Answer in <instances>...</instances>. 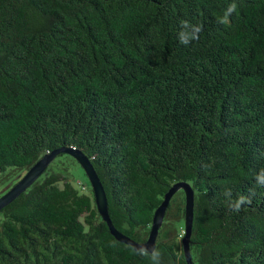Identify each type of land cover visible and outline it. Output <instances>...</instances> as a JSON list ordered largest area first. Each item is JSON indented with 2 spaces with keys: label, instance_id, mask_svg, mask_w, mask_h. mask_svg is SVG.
<instances>
[{
  "label": "trees",
  "instance_id": "obj_1",
  "mask_svg": "<svg viewBox=\"0 0 264 264\" xmlns=\"http://www.w3.org/2000/svg\"><path fill=\"white\" fill-rule=\"evenodd\" d=\"M232 2L0 0V196L43 155L80 151L131 240L186 182L193 264H264V0L227 14ZM184 20L202 25L187 45ZM74 167L59 154L0 211V264H152L110 235ZM239 196L250 203L235 211ZM183 219L179 191L161 264H185Z\"/></svg>",
  "mask_w": 264,
  "mask_h": 264
},
{
  "label": "water",
  "instance_id": "obj_2",
  "mask_svg": "<svg viewBox=\"0 0 264 264\" xmlns=\"http://www.w3.org/2000/svg\"><path fill=\"white\" fill-rule=\"evenodd\" d=\"M59 154H67L78 163L79 167L85 174V177L87 178L92 190L97 213L101 220L106 224L110 235L117 242L131 246L134 251H138L140 248H145L150 253L152 249L155 248L158 232L162 226L169 203L176 193L182 191V193L184 194V229L180 244L185 264H193L190 251V238L193 228L194 191L191 186L186 182H177L168 189L163 197L162 202L153 214L152 224L146 241L139 243L131 240L129 237L119 232L112 224V221L108 214L107 198L103 186L92 166V163L80 151L59 149L49 154L43 155L33 166H31L26 171V173L18 180L17 183L11 186L5 193L0 196V211L4 207L8 206L11 202H13L17 197L25 192L40 176H42L46 169L53 163V161Z\"/></svg>",
  "mask_w": 264,
  "mask_h": 264
},
{
  "label": "clouds",
  "instance_id": "obj_3",
  "mask_svg": "<svg viewBox=\"0 0 264 264\" xmlns=\"http://www.w3.org/2000/svg\"><path fill=\"white\" fill-rule=\"evenodd\" d=\"M236 9L237 4L235 0H233V2L229 5L227 9V14L235 12ZM219 22L222 24L226 23V17L221 18ZM181 28L183 30L179 32L178 39L181 44L185 45H187L193 40H197L199 38L198 34L202 31V25H192L186 20L181 21ZM256 180L259 185L264 186V171L257 175ZM225 194L230 196L231 193L226 192ZM245 203H250V200H247L244 196H239V198L234 203L230 202V207L235 211H239L241 209V206ZM137 254L149 256L152 264H161V252L156 248H153L150 253L147 251V249L140 248Z\"/></svg>",
  "mask_w": 264,
  "mask_h": 264
},
{
  "label": "rangeland",
  "instance_id": "obj_4",
  "mask_svg": "<svg viewBox=\"0 0 264 264\" xmlns=\"http://www.w3.org/2000/svg\"><path fill=\"white\" fill-rule=\"evenodd\" d=\"M80 167H78V168H76V167H74V169H75V173L77 174V176H78V179H79V183H74V186H76V188L78 189V190H80L81 192H83V193H87L88 192V188H87V185H86V183L83 181V179L81 178V168L79 169ZM1 191H3V185L2 184H0V193H1ZM181 234H183V232H181Z\"/></svg>",
  "mask_w": 264,
  "mask_h": 264
}]
</instances>
